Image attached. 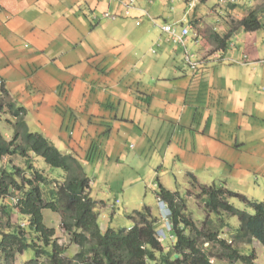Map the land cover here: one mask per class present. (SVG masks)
I'll use <instances>...</instances> for the list:
<instances>
[{
  "label": "crops",
  "instance_id": "0c3cea01",
  "mask_svg": "<svg viewBox=\"0 0 264 264\" xmlns=\"http://www.w3.org/2000/svg\"><path fill=\"white\" fill-rule=\"evenodd\" d=\"M139 4L125 16L116 0H0V95L25 108L29 130L30 112L34 132L75 149L81 163L143 166L157 190L185 198L193 176L264 202V56L232 42L218 49L210 21L209 36L197 31L193 20L204 17L196 9L176 18L164 15L166 3L151 5L159 25L191 26L187 44L197 45V66L187 67L178 45L144 21ZM239 9H216L237 21L223 17L220 31L244 32L243 43L251 42ZM155 195L162 229L165 204Z\"/></svg>",
  "mask_w": 264,
  "mask_h": 264
},
{
  "label": "trees",
  "instance_id": "16d2710c",
  "mask_svg": "<svg viewBox=\"0 0 264 264\" xmlns=\"http://www.w3.org/2000/svg\"><path fill=\"white\" fill-rule=\"evenodd\" d=\"M225 6L230 8L235 4ZM238 23L246 32H255L264 26L257 9L251 10ZM230 35L214 32L211 38L218 49L224 50L229 46ZM6 107L16 121L13 122L11 140L0 131V159L10 163V168H0V198L10 195L16 199L14 207L21 221L13 226L10 221L11 207L8 203L0 207V212L7 218L0 225L2 264H14L16 255L27 248L35 253V259L28 263L36 264H213L207 252L200 247L201 241L218 245V258L227 259L231 264H252L256 259L253 251L248 254L238 245H250L257 241L264 248V202L250 200L223 185H202L193 176L187 196L202 200L207 211L200 228L186 214L187 198L160 187L157 198L167 207L172 226L169 229L173 236L171 245L159 241L160 220L148 206L128 215L133 222L130 228L107 227L102 230L98 223L97 201L92 196L91 180L83 172L78 151L64 153L58 150L43 134L28 129L24 107H17L11 100ZM95 152L91 148L86 159L91 161L96 158ZM30 154L42 158L52 168L64 171L63 180L55 184V177L43 174L31 162L27 166L28 172L13 165L14 156L29 161ZM46 186L49 188L47 193ZM232 199L244 208H237ZM44 209L60 214L64 231L78 245V251L73 256H66V248L54 239L55 229L46 226ZM223 216L238 220V226L235 225L228 233L229 242L221 237L222 230L226 226L230 228L229 221L223 223ZM43 257L46 261H37Z\"/></svg>",
  "mask_w": 264,
  "mask_h": 264
},
{
  "label": "rangeland",
  "instance_id": "374dc122",
  "mask_svg": "<svg viewBox=\"0 0 264 264\" xmlns=\"http://www.w3.org/2000/svg\"><path fill=\"white\" fill-rule=\"evenodd\" d=\"M138 0L136 4H139ZM198 0L197 5L195 9L197 10V13L200 14V16L204 17V22H200L198 19L193 20L197 23V31L202 32V30H211V28H207L206 25L215 26L218 30H215L220 35H224L221 30V26L223 25V17L225 19V24L233 25L235 26L237 21L235 18H232L230 14L224 15H217L219 12V9L224 6H218L219 0ZM145 6L139 4L143 9L142 11L146 10L149 12L151 17H155L156 21L159 23H164L162 19L156 16L155 12L152 10V6L158 5L156 3H166V6H164V15H170L174 16L176 18L182 17L184 14V7H186L185 0H155L154 2H150V0H142ZM239 4V5H238ZM237 5L235 4L234 7H241L237 12L239 13V16L242 18L245 14L244 12L248 10L247 13H249L253 9L258 10L259 18L261 19L262 23L264 24V0H240ZM241 4V5H240ZM152 5V6H151ZM137 6V5H136ZM148 9H147V8ZM233 7V8H234ZM226 8V6H225ZM228 8V7H227ZM194 9V10H195ZM216 9L218 10V13L216 14ZM193 10V11H194ZM227 10V9H226ZM191 11V12H193ZM171 13V14H170ZM222 17L217 18V17ZM145 19L144 21H150L149 23L152 24L151 19L148 16H143ZM217 19L220 21L218 22ZM227 21V23H226ZM168 23H173L174 21H167ZM201 24V26H199ZM147 28L144 25L141 28ZM211 27V26H210ZM207 28V29H206ZM153 31H158L159 26L152 24ZM255 32H251L249 35V38L251 39V42L243 43L242 41V35H244V32H239L236 35H231V41L232 44H235L237 48H243L245 45L250 48L254 47L259 50L260 57L264 56V26L261 30H258ZM206 33L208 35V32L204 31L203 34ZM155 33L152 32L151 36H154ZM206 35V36H207ZM209 36V35H208ZM256 37V41H254V38ZM158 38V37H157ZM156 41V40H154ZM153 41V43H154ZM157 40L155 44L158 42ZM171 45H174L172 42H168ZM152 45V43H151ZM182 53H184V48L177 46ZM231 48V47H230ZM228 48V49H230ZM159 49V48H158ZM188 52L191 54H194L196 56L197 52V45L192 44L190 41L187 44ZM227 49V50H228ZM165 60V59H164ZM189 64L187 63V67ZM8 99L5 96L0 95V104L5 105L8 103ZM34 118L33 113L29 112L28 116V123L31 131L36 130V125L31 124L32 119ZM16 120L10 115L8 112V108L3 106V108L0 109V131L2 135L8 139L11 140L14 135L13 130V122ZM55 143V146L58 148V150L66 153L70 152V149H64V146ZM75 150V149H71ZM13 165L23 168L28 172L27 166H29V162H31L32 165L39 168V170L43 174H49V176H53L56 179L55 184L60 183L65 174L63 173L61 169L58 168H52L51 166L47 165L44 160L40 157L33 156V154H30L29 161H24L19 156L13 157ZM83 172L86 174L87 177L91 180V188H92V196L96 198L97 205H96V211L98 212V223L102 230H106L107 227L111 228H127L130 224L133 225V222L131 219L128 218V215L131 214L135 210H142L144 206H149L148 202H150L151 206V212L153 215L158 214L160 212L161 206L156 201V195L155 192H157V187H154L153 183L150 181L151 179L146 178L145 172H142L144 169L142 167H123L115 165L114 163H109V161L99 160V162L94 161L91 163H82ZM4 166L7 169L10 168V163L6 159H0V168ZM145 174V175H144ZM28 175V174H27ZM139 175H142L143 177L140 179ZM48 187H45L46 193L48 191ZM159 189V188H158ZM103 200L105 202H103ZM232 202L237 208L243 209L244 206L232 199ZM8 203V205L11 207V215H10V221L13 226H17L19 222L21 221V216L18 212V210L14 207L16 203V199H12L10 195L2 196L0 198V207L4 204ZM187 209L188 211L186 214L189 215V218L194 222V224L197 227H201L203 224V220L205 219L207 215V211L204 208V204L202 200L197 199L193 197L187 198ZM14 207V208H13ZM251 210H249L250 212ZM44 222L46 226L50 228L55 229V236L54 239L58 241L60 245H63L66 248L65 255L66 256H73L78 251V245L74 244L67 232L64 231L62 227L61 222V216L57 212H52L49 209H44ZM162 214V213H161ZM159 215V214H158ZM166 211L162 215L161 221L165 218ZM210 215V214H209ZM209 217V216H208ZM223 223L230 224V228L228 229V226H226L221 232L223 238H225L228 242L230 241V235L228 234L232 228L237 223L238 226V220L236 217L228 218V216H223ZM7 218L2 215L0 212V225L4 224L6 222ZM160 220V219H159ZM163 222V221H162ZM169 229H171V223L167 224ZM2 226H0V229ZM7 229V228H6ZM163 231H159L158 239L159 241L165 245H171L172 239L171 235L166 232L165 228ZM30 234V233H29ZM31 237V235H29ZM28 237V238H29ZM200 247L207 252V254L210 256V262L213 264H231L229 260L227 259H220L218 258L217 254L220 252L218 245L209 244L208 242H200ZM238 248L242 251H245L249 254V252L253 251L256 259L252 264H264V248L257 242L253 241L250 245H238ZM31 259H35V253L31 248H27L24 250L22 254L16 255V258L14 260V264H36V263H28ZM37 261L44 262L46 261V257L39 258ZM243 264V263H240Z\"/></svg>",
  "mask_w": 264,
  "mask_h": 264
},
{
  "label": "built area",
  "instance_id": "2783aa9c",
  "mask_svg": "<svg viewBox=\"0 0 264 264\" xmlns=\"http://www.w3.org/2000/svg\"><path fill=\"white\" fill-rule=\"evenodd\" d=\"M120 4L124 6V14L125 16H129L132 10L136 9L137 0H116ZM155 0H150V2H154ZM198 0H187L186 7L184 11V18L188 16V14L195 8ZM239 0H219L218 6H225L228 4H236ZM143 9H141L142 11ZM143 16H148L154 25H158L159 28L168 35V41L172 42L178 46L184 48L185 61L192 67L195 68L197 66V61L193 60V55L188 52L187 42L190 35L191 26L189 24L181 23L178 27L176 23H165L163 25H159L155 18L151 17L149 12L146 10L142 11ZM105 17L115 18V15L106 12L104 14ZM179 28V29H178ZM0 264H2L0 262Z\"/></svg>",
  "mask_w": 264,
  "mask_h": 264
},
{
  "label": "clouds",
  "instance_id": "9594fccd",
  "mask_svg": "<svg viewBox=\"0 0 264 264\" xmlns=\"http://www.w3.org/2000/svg\"><path fill=\"white\" fill-rule=\"evenodd\" d=\"M237 4V3H236ZM161 203H163L162 201H161ZM165 210H166V215H165V218H166V223L164 224V228L166 229V232L168 233V234H170V232H169V226L167 225L168 223H170L169 222V220H168V211H167V207H166V205H165ZM159 231H163L164 232V229H159ZM159 231H158V233H157V236H160L159 235ZM165 233V232H164ZM171 235V234H170ZM171 239H173V236H171Z\"/></svg>",
  "mask_w": 264,
  "mask_h": 264
},
{
  "label": "bare ground",
  "instance_id": "6f19581e",
  "mask_svg": "<svg viewBox=\"0 0 264 264\" xmlns=\"http://www.w3.org/2000/svg\"><path fill=\"white\" fill-rule=\"evenodd\" d=\"M213 56V55H212ZM211 57V56H210ZM39 262V261H38ZM4 263V262H3Z\"/></svg>",
  "mask_w": 264,
  "mask_h": 264
}]
</instances>
